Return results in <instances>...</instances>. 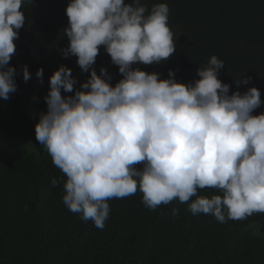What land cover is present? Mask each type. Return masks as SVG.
Listing matches in <instances>:
<instances>
[{
  "label": "clouds",
  "instance_id": "obj_1",
  "mask_svg": "<svg viewBox=\"0 0 264 264\" xmlns=\"http://www.w3.org/2000/svg\"><path fill=\"white\" fill-rule=\"evenodd\" d=\"M28 3L33 0H0V98L5 100L17 90L10 60ZM65 14L68 45L62 55L75 56L89 76L76 89L71 69L58 66L49 76L47 110L34 129L64 174L62 200L69 211L102 230L108 201L139 191L153 211L179 201L193 215L222 223L264 213V112L253 115L262 104L260 90L253 86L229 94V84L218 78L223 61L215 55L196 69L199 79L187 83L174 79L171 69L161 78L133 67L160 64L175 52L166 3L149 10L142 0H68ZM101 47L122 75L114 85L105 68L98 75L92 67ZM21 71L27 82V65ZM36 77L43 82L42 68ZM205 189L215 192L201 195Z\"/></svg>",
  "mask_w": 264,
  "mask_h": 264
},
{
  "label": "trees",
  "instance_id": "obj_2",
  "mask_svg": "<svg viewBox=\"0 0 264 264\" xmlns=\"http://www.w3.org/2000/svg\"><path fill=\"white\" fill-rule=\"evenodd\" d=\"M162 2L169 7L175 52L160 64L133 67L161 78L171 69L174 79L187 83L199 79L196 69L215 55L223 61L218 78L229 84V94L258 88L262 104L253 115L264 112V0H142L149 10ZM67 3L33 0L24 6L25 26L10 60L17 90L0 98V264H264V213L222 223L193 215L179 201L150 210L137 191L108 201L101 230L64 205V174L36 140L34 124L47 110L49 76L58 66L71 69L76 89L89 76L75 56L62 55L68 45ZM22 65L30 73L27 82ZM92 67L98 75L105 68L113 85L122 78L103 47ZM37 68L43 69L42 83ZM243 78L248 83L238 85Z\"/></svg>",
  "mask_w": 264,
  "mask_h": 264
}]
</instances>
